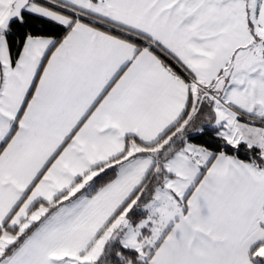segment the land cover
<instances>
[{
    "label": "snow or ice",
    "instance_id": "obj_1",
    "mask_svg": "<svg viewBox=\"0 0 264 264\" xmlns=\"http://www.w3.org/2000/svg\"><path fill=\"white\" fill-rule=\"evenodd\" d=\"M0 264H264V0H0Z\"/></svg>",
    "mask_w": 264,
    "mask_h": 264
}]
</instances>
